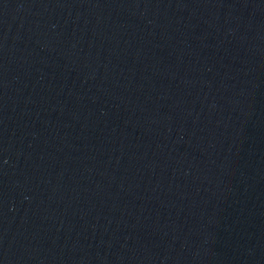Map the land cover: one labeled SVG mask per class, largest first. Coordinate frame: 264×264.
Segmentation results:
<instances>
[{"label":"water","instance_id":"95a60500","mask_svg":"<svg viewBox=\"0 0 264 264\" xmlns=\"http://www.w3.org/2000/svg\"><path fill=\"white\" fill-rule=\"evenodd\" d=\"M0 264H264V0H0Z\"/></svg>","mask_w":264,"mask_h":264}]
</instances>
